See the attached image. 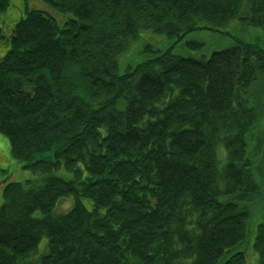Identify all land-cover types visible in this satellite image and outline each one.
Instances as JSON below:
<instances>
[{
    "label": "trees",
    "instance_id": "trees-1",
    "mask_svg": "<svg viewBox=\"0 0 264 264\" xmlns=\"http://www.w3.org/2000/svg\"><path fill=\"white\" fill-rule=\"evenodd\" d=\"M43 1L61 15L25 4L0 55V131L34 173L1 182L0 264H264V44H146L118 68L142 30L264 33V0Z\"/></svg>",
    "mask_w": 264,
    "mask_h": 264
},
{
    "label": "rangeland",
    "instance_id": "rangeland-1",
    "mask_svg": "<svg viewBox=\"0 0 264 264\" xmlns=\"http://www.w3.org/2000/svg\"><path fill=\"white\" fill-rule=\"evenodd\" d=\"M25 4L28 8L46 9L53 15H61L59 12H55L53 8L43 0H9L8 7L5 11L0 13V26L1 31L4 34V37L0 36V55H2L6 49L4 43H7L9 28H11L14 21L22 15L21 13ZM237 35L257 40L264 44V33L261 29L240 26L236 21L231 22L224 27H220L219 30L205 28L193 30L175 42L173 41L174 38H169L163 34L153 33L150 30H142L137 37L138 39L132 42L130 48L125 53L119 55L118 68L119 71H122L128 64H134L139 61L141 58L140 51L146 44L158 49L170 47V50L173 53L207 57L212 50L221 49L231 44L234 36ZM187 40H197L202 42V45L199 48H191L185 43ZM260 132L261 134H259ZM253 136H255V140ZM262 137H264V115L261 121V126H257L253 131V135L249 137V148L252 154L260 150V142L258 140ZM259 155L264 156V148L260 150ZM256 169L258 174H261L264 177V168L261 158L259 163H257ZM7 176H11L16 180L24 181L25 178L34 176V173L29 169L22 167L21 162L11 154L9 141L6 135L0 131V187L1 182H4ZM1 201L2 196L0 193V202ZM82 202L87 207L90 205L89 199L87 198H82ZM71 205L72 197L63 196V198H60L55 204L54 212L63 213L68 210ZM258 209L255 208L248 217V225L250 224L253 226L254 231L256 223L263 218L264 214L263 207H258ZM36 213L38 214V212ZM45 251L46 236L43 235L37 243L33 256L36 258Z\"/></svg>",
    "mask_w": 264,
    "mask_h": 264
}]
</instances>
